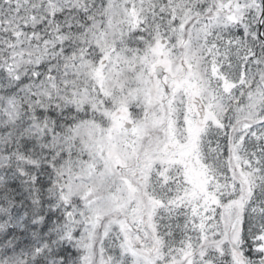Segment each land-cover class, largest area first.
<instances>
[{"label":"snow or ice","instance_id":"obj_1","mask_svg":"<svg viewBox=\"0 0 264 264\" xmlns=\"http://www.w3.org/2000/svg\"><path fill=\"white\" fill-rule=\"evenodd\" d=\"M0 264H264V0H0Z\"/></svg>","mask_w":264,"mask_h":264}]
</instances>
